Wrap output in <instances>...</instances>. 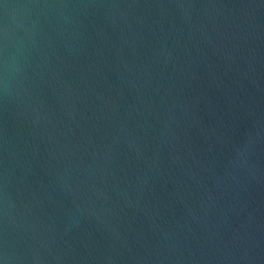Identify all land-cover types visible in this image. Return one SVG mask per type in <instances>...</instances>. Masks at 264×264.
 I'll use <instances>...</instances> for the list:
<instances>
[{
    "label": "water",
    "instance_id": "obj_1",
    "mask_svg": "<svg viewBox=\"0 0 264 264\" xmlns=\"http://www.w3.org/2000/svg\"><path fill=\"white\" fill-rule=\"evenodd\" d=\"M3 264H264V0H0Z\"/></svg>",
    "mask_w": 264,
    "mask_h": 264
},
{
    "label": "clouds",
    "instance_id": "obj_2",
    "mask_svg": "<svg viewBox=\"0 0 264 264\" xmlns=\"http://www.w3.org/2000/svg\"><path fill=\"white\" fill-rule=\"evenodd\" d=\"M0 264H3V261L2 260H0Z\"/></svg>",
    "mask_w": 264,
    "mask_h": 264
}]
</instances>
